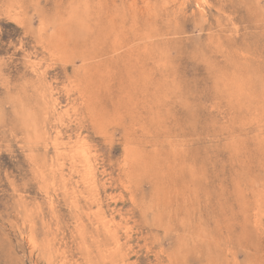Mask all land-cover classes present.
<instances>
[{"label":"rangeland","instance_id":"1","mask_svg":"<svg viewBox=\"0 0 264 264\" xmlns=\"http://www.w3.org/2000/svg\"><path fill=\"white\" fill-rule=\"evenodd\" d=\"M79 263L264 264V0H0V264Z\"/></svg>","mask_w":264,"mask_h":264},{"label":"bare ground","instance_id":"2","mask_svg":"<svg viewBox=\"0 0 264 264\" xmlns=\"http://www.w3.org/2000/svg\"><path fill=\"white\" fill-rule=\"evenodd\" d=\"M114 78H115V77H114ZM127 82H128V81H127ZM248 84H249V83H248ZM244 87H245V86H244ZM248 87H249V86H248ZM251 89H252V88H251ZM239 90H240V89H239ZM246 93H247V92H246ZM245 96H246V95H245ZM249 97H250V96H249ZM254 97H255V96H254ZM143 100H144V99H143ZM241 102H242V101H241ZM53 106H54V105H53ZM68 115H70V114H68ZM13 117H14V116H13ZM67 118H68V117H67ZM72 118H73V117H72ZM230 118H231V117H230ZM39 121H40V120H39ZM129 122H130V121H129ZM14 123H15V122H14ZM252 123H253V122H252ZM166 128H167V127H166ZM154 132H155V131H154ZM55 145H56V144H55ZM63 145H64V144H63ZM43 147H44V146H43ZM70 147H71V146H70ZM74 148H75V147H74ZM81 150H82V148H81ZM58 154H59V153H58ZM61 154H62V153H61ZM36 156H37V155H36ZM59 156H60V155H59ZM39 157H40V156H39ZM133 157H134V156H133ZM68 158H69V157H68ZM68 158H67V159H68ZM93 160H94V159H93ZM131 160H134V159H131ZM235 161H236V160H235ZM244 161H245V160H244ZM67 162H68V161H67ZM45 164H46V163H45ZM80 166H81V165H80ZM63 167H64V166H63ZM30 168H31V167H30ZM54 169H55V168H54ZM56 169H57V168H56ZM59 174H60V173H59ZM78 174H79V173H78ZM53 179H54V178H53ZM107 186H108V185H107ZM67 189H68V188H67ZM83 189H84V188H83ZM83 189H82V190H83ZM92 190H93V189H92ZM71 191H72V190H71ZM71 191H70V192H71ZM79 191H80V190H79ZM46 193H47V192H46ZM83 193H84V192H83ZM68 194H69V193H68ZM84 194H85V193H84ZM93 195H94V194H93ZM73 197H74V196H73ZM64 198H65V197H64ZM68 198H69V197H68ZM81 198H82V197H81ZM81 200H82V199H81ZM69 202H70V201H69ZM83 204H84V203H83ZM94 205H95V204H94ZM92 206H93V205H92ZM90 209H91V208H90ZM239 209H240V208H239ZM93 219H94V218H93ZM108 220H109V219H108ZM240 220H241V219H240ZM245 221H246V220H245ZM240 222H241V221H240ZM95 227H96V226H95ZM113 227H114V226H113ZM116 227H117V226H116ZM91 228H92V227H91ZM91 228H90V229H91ZM120 228H121V227H120ZM233 228H234V227H233ZM74 230H75V229H74ZM100 230H101V229H100ZM102 230H103V229H102ZM125 231H126V230H125ZM91 233H92V232H91ZM100 233H101V232H100ZM125 233H126V232H125ZM80 234H81V233H80ZM88 234H89V233H88ZM87 238H88V237H87ZM110 241H111V240H110ZM96 244H97V243H96ZM98 245H99V244H98ZM102 251H103V250H102ZM116 253H117V252H116ZM122 253H123V252H122ZM122 253H121V254H122ZM85 260H86V259H85ZM86 262H87V261H86ZM77 263H78V262H77ZM80 263H81V262H80ZM80 263H79V264H80ZM103 264H104V263H103Z\"/></svg>","mask_w":264,"mask_h":264}]
</instances>
